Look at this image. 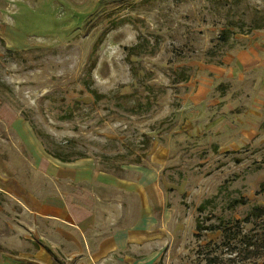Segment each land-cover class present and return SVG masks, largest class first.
<instances>
[{
    "label": "rangeland",
    "instance_id": "1",
    "mask_svg": "<svg viewBox=\"0 0 264 264\" xmlns=\"http://www.w3.org/2000/svg\"><path fill=\"white\" fill-rule=\"evenodd\" d=\"M263 15L264 0H0V264L36 242L52 264L261 263ZM139 220L126 249L87 247Z\"/></svg>",
    "mask_w": 264,
    "mask_h": 264
},
{
    "label": "crops",
    "instance_id": "2",
    "mask_svg": "<svg viewBox=\"0 0 264 264\" xmlns=\"http://www.w3.org/2000/svg\"><path fill=\"white\" fill-rule=\"evenodd\" d=\"M31 212L37 213L39 212V210L38 209H36V211L31 210ZM68 214L69 215L62 212L58 216L60 218L69 216L68 219L70 220L75 219L76 215L73 214L71 211ZM142 228H144V226H141L140 220L136 225L131 226V227H123V226L117 227L111 233L110 238L104 237L100 240L99 239L95 240L94 238V240L89 241L91 243H87V247H89V244L90 246L91 244H93L95 249L105 251L104 256L107 255L109 251L113 252V251L124 250L127 248L128 245L133 244L136 241L135 234L138 232L139 229H142ZM38 234L41 235V232H38ZM16 239H19V237H17ZM22 239H24L23 242L25 244H28V245L34 244L32 238H30V240H27L26 236H24L22 237ZM7 247H10V246H7ZM35 248H36L34 249L35 251H31V252L28 251L27 253L25 252L26 249L24 250L22 249V252L19 254L20 259H21L20 261L17 259L14 260L10 258L9 260H7V262L5 261L4 264H33V263L39 264V262L42 260L45 261L46 263L52 264V260L50 256L48 255V253L45 251L44 247H42L40 244L36 242ZM118 260H120V262H124L125 258L124 259L119 258Z\"/></svg>",
    "mask_w": 264,
    "mask_h": 264
},
{
    "label": "trees",
    "instance_id": "3",
    "mask_svg": "<svg viewBox=\"0 0 264 264\" xmlns=\"http://www.w3.org/2000/svg\"><path fill=\"white\" fill-rule=\"evenodd\" d=\"M261 20H263V22H264V15L261 17ZM257 22H258L257 19H253V20L251 21V28H257V27H260V24L257 23ZM263 25H264V24H263ZM227 30H228V29L226 28V29H224L223 31H221V33H222V37H221V39L225 40V39L227 38ZM49 153H50L53 157H56V158L60 159L61 161H68V160H69V159H67V158H63V157L61 156V153H60V152H57V151H56V152H55V151H52V152H51V151H49ZM79 156H80V157H83L84 155H79ZM198 208H199V210H201V209L203 208V204L200 205ZM247 216H253V217H255V218H260V217L264 216V205H262V206L255 205V206L251 207V209H250V211L248 212ZM197 229H198V227H197ZM257 240H258V239H257ZM261 240H262L263 242H261L258 246H256V247L254 248L253 251H251V252L256 253V252H258L259 249L262 250V251H260L258 254L262 255L263 261H262L261 263H256V264H264V235H263V237L261 238ZM259 242H260V240H259ZM252 244L255 245L254 242H253ZM246 245H250V241L246 242Z\"/></svg>",
    "mask_w": 264,
    "mask_h": 264
}]
</instances>
